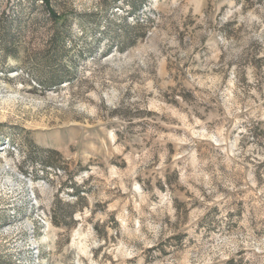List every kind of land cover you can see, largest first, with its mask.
<instances>
[{
    "label": "rangeland",
    "instance_id": "rangeland-1",
    "mask_svg": "<svg viewBox=\"0 0 264 264\" xmlns=\"http://www.w3.org/2000/svg\"><path fill=\"white\" fill-rule=\"evenodd\" d=\"M49 3L0 0V264H264V0Z\"/></svg>",
    "mask_w": 264,
    "mask_h": 264
},
{
    "label": "trees",
    "instance_id": "trees-1",
    "mask_svg": "<svg viewBox=\"0 0 264 264\" xmlns=\"http://www.w3.org/2000/svg\"><path fill=\"white\" fill-rule=\"evenodd\" d=\"M42 3H44V5L47 8L49 18H51L55 22H59L61 18L56 15V13L52 8H50L49 0H42ZM54 224L57 225L56 222Z\"/></svg>",
    "mask_w": 264,
    "mask_h": 264
}]
</instances>
